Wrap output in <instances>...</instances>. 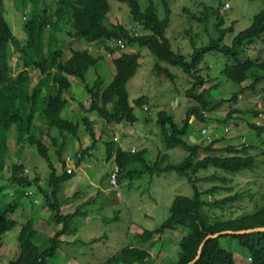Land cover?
I'll list each match as a JSON object with an SVG mask.
<instances>
[{
  "label": "trees",
  "instance_id": "16d2710c",
  "mask_svg": "<svg viewBox=\"0 0 264 264\" xmlns=\"http://www.w3.org/2000/svg\"><path fill=\"white\" fill-rule=\"evenodd\" d=\"M9 1L14 2L24 14L22 30L26 39L22 43L14 35L5 17L4 0H0V242L5 234L18 226L17 221L11 218L12 215L26 204L30 210H35L39 205L38 195H42L43 207L51 213L50 222L57 228L55 235L46 240L36 230L35 220H27L21 226L17 237L18 255L8 264H48V259L53 258L60 245L64 244L61 238L78 232L74 225L75 219L88 216L91 207L89 205L92 203L79 205L75 212L63 215L62 208L79 202L84 198V193L77 191L64 196L62 191L64 185L76 176V171L84 159L90 157L99 143L95 121L90 119L89 114H97L106 126L123 122L134 124L139 121L135 110L141 109L149 99L142 96L135 101V107H132L128 83L135 78L141 67L142 49H147L156 58L154 74L157 78L168 80L175 85L177 76L172 73L173 68L181 69L190 78L191 87L186 91V97L194 106L190 107L181 127L167 113L159 112L158 125L163 132L166 153L159 155L153 166H148L147 151L124 152L118 143L112 140L105 143L106 161L113 160L118 169L117 184L124 179L133 181L142 178L144 174L154 178L176 172L186 178L192 186L194 197L177 196L171 205L170 217L161 226L153 231L137 232L132 244L108 264H153L151 250L158 240L157 237L179 228L186 230V235L178 243L180 251L177 258L165 264H191L194 261L192 264H236L233 253L222 245L223 239L236 241L245 250L252 264H264V231L224 235L206 240L208 236L222 232L264 228V195L261 206L253 213L239 219H222V214L227 209L246 196L245 193H233V180L227 176L256 169V158L249 155L251 146L242 144L240 147L227 146L217 150L214 148L215 140L207 146H204L205 141L200 145H191L185 141L193 120L206 127L205 124L210 120L209 115L215 114L224 104V101L216 102L212 98L211 94L217 86L213 84L214 80L208 73L207 55H221L226 59L220 76L233 83L242 84L250 80L249 89L255 92L264 82V59H252L247 57L246 53L249 46L257 42L264 43V10L256 15L252 25L235 36L232 44L228 46L224 40L234 30L233 26L224 27V15L220 12L224 7L223 2L220 1L216 9L204 5L200 16L191 17L200 25L207 24L209 27L208 13L212 10L213 16L216 17V23L212 26L217 37L210 38L206 45L198 47L197 42L203 34L202 31L201 35L194 34L192 30L186 31L192 47V53L187 57L174 51L167 38L172 14L168 0H158L157 3L156 0H144L145 8L140 0ZM112 1L129 8L132 23L141 33L109 22ZM160 7H163V18L160 17ZM184 12L190 14L189 9H184ZM66 29L73 42L80 45L86 43L88 46L99 44L112 54H120L113 61L115 75L107 87L102 89L99 83L92 87L87 84L88 71L97 67L100 62L89 49H70L71 56L66 59V51L58 35H64L63 31ZM15 56L21 62L20 67H13L11 64ZM70 77L79 79L89 94V104L80 105L79 109L85 114L82 124L92 139V146L81 148L75 156L76 165L72 170L66 168L62 157L68 137L72 135L77 138L80 127V124L63 118L69 105L67 97H73L70 94ZM238 98L239 94L233 95L229 102L236 106ZM235 108L219 120L221 125L230 121L236 112H243ZM148 110L143 109L145 112ZM250 113L260 115L255 111ZM149 121L148 117L143 119L144 123ZM248 128L255 130L258 137L264 133V128L259 127V123H248ZM12 130L16 132V138H13L19 147L17 151L35 147L37 154L47 163L49 175L44 188L41 187L40 179L36 175H30L19 160H14L9 166L11 156L15 157L13 153L17 152L9 149L7 134ZM45 136L49 139V145L44 141ZM177 147L187 152L188 157L182 163L167 164V152ZM50 148L54 149L55 155L62 162L61 175L51 162ZM220 152H225L226 155H218ZM200 154H204L205 158L200 159ZM137 165L142 166V172H136ZM209 169L224 175L220 179L217 174L205 177V182L218 181L228 186H213L204 192L200 191L197 175ZM111 186L113 187L112 184ZM222 192L229 195L215 198L213 201L208 200L209 197H215ZM252 197L250 194L247 196L248 199ZM8 198L11 201L6 203ZM38 237L49 243V248L44 252L37 243ZM99 240L101 239L91 242L95 244ZM74 244L86 243L79 240Z\"/></svg>",
  "mask_w": 264,
  "mask_h": 264
},
{
  "label": "rangeland",
  "instance_id": "374dc122",
  "mask_svg": "<svg viewBox=\"0 0 264 264\" xmlns=\"http://www.w3.org/2000/svg\"><path fill=\"white\" fill-rule=\"evenodd\" d=\"M52 1V0H50ZM158 0H156L157 3ZM169 7L172 11L170 27L167 30V38L170 40L172 49L176 52H180L185 56H190L192 53V47L190 45L189 37L186 33L188 30H192L194 34L202 35L198 40V47H202L207 44L210 38H216V30L212 26L216 23V17L213 16L212 10L208 13V21L210 26L207 24H199L191 16L198 15L204 11L203 6H209V8H218L219 2L222 1L224 7L221 8L220 12L224 15L225 28L233 26V33L226 36L224 43L228 46L232 44L233 39L239 33L247 30L253 23V19L261 11L264 10V0H168ZM141 5L145 8L146 2L140 0ZM226 4L229 8H226ZM112 11L109 14V22L112 24H121L127 29L135 32L136 27L132 23L129 8L126 5L118 4L114 1L111 2ZM5 17L8 21L9 26L13 30L14 35L22 43L25 42L26 36L22 30V25L24 21V14L20 8L16 7L14 2L9 0H4ZM184 9H189L190 14L184 12ZM160 17L163 18V7H160ZM68 29L64 32V35H59V41L63 42L62 47L66 51V58L71 56L70 49L75 50H85L88 48L86 43L80 45L78 42H73V40L67 35ZM138 33L141 31L136 30ZM92 47V46H91ZM115 47H117L115 45ZM58 48V47H56ZM101 48V47H99ZM144 51L146 60L143 63L144 58L141 60V67L133 80L128 83V91L130 93L131 102L135 99H139L145 96L149 99V104L146 103L150 108L149 112L143 110H137L136 116L139 119L138 128L142 132V135L148 136L155 131L158 134L161 133V127L158 125L159 120V108L162 107L161 111L167 113L169 117H172L174 122L180 127L183 125L184 120L187 117L188 111L194 103L191 102L186 97V91L190 89V78L187 77L181 69L173 68L172 73L177 76L176 84L173 85L168 80L159 79L154 74V67L157 64L156 58L150 54L147 49H142ZM247 57L252 59L262 60L264 59V43L257 42L253 46L246 48ZM95 56H99V59L105 57L103 53L96 52ZM116 56L120 54L116 53ZM18 57L15 56L11 62L13 67L19 65ZM104 59V58H103ZM107 61V60H106ZM106 61L99 62L97 67L91 68L87 74V84L92 87L95 83H99L102 89L107 87L113 78L112 73L107 74L102 65H106ZM226 64V59L221 55L210 54L206 56V65L209 66V76L212 78L213 84L217 87L212 92V98L214 101H224L222 107L213 116L226 115L230 108H232V103L230 104L229 99L233 95L239 94L242 96V106L238 107L243 112H236L232 118L234 121L222 124L217 131H210L216 144L224 145H239L242 146L243 138L246 139L248 145L251 146L249 155L256 158V169L254 171H245L241 174L235 176H227L233 180L232 187L234 192L245 193L246 196L240 202L233 205L232 208L227 209L226 212L222 214V219H239L248 214L253 213L256 208L262 204V196L264 195V133L262 136L258 137L257 132L253 129L247 127L248 123L256 122L259 123V127L264 128V82H262L253 92L249 89L251 81L247 80L242 84H236L230 80L220 76L222 68ZM204 67V66H202ZM37 75V74H36ZM179 77V78H178ZM37 78V77H35ZM99 78V82L97 81ZM81 86L78 87L77 85ZM84 85L81 84L79 79L74 78L72 80V90L71 95L74 97L76 102H81L87 105L89 102L85 101L88 98V93L84 90ZM98 87V88H99ZM252 97V98H251ZM255 99V103L249 102L248 105L245 100ZM188 101H187V100ZM241 97L238 98L240 101ZM134 101V102H135ZM261 104L259 108L257 104ZM181 105V106H180ZM246 105V106H245ZM247 111H255L262 115H255V113L247 114ZM66 112V111H65ZM64 112V113H65ZM83 118V113L81 115ZM148 117L150 119L149 123H143V119ZM255 117V120H254ZM68 120V117H63ZM74 123L81 124L78 131V136H83L85 133V127L82 124V120L76 115L71 118ZM231 120V119H230ZM237 123V124H236ZM96 125V124H95ZM203 125L196 120H193L188 129V134L186 135V140L192 144L191 141H196L198 134L203 141H205L204 136L201 135V129ZM226 129H228L226 131ZM97 127L95 126V131ZM226 135V137H224ZM9 140V149L12 152L17 151L19 147L16 146L15 138L16 132L11 131L7 134ZM15 137V138H13ZM228 137V138H227ZM235 137L234 140L232 138ZM110 134L104 136L103 140L108 141ZM231 139L232 141L221 142L217 139ZM153 139V137H152ZM142 138H137L134 140V144L139 148H145L141 143ZM191 140V141H190ZM44 141L49 145V139L45 136ZM214 141V142H215ZM213 142V143H214ZM150 146V142H146ZM215 144V145H216ZM204 146H207L205 143ZM238 146V147H239ZM10 150V152H11ZM160 147L157 150L150 151L147 156L148 166H153V161L163 153L160 151ZM160 151V152H159ZM64 154V152H63ZM218 155L225 156V152L217 153ZM13 155L19 162H25L26 169H28L30 175H36L41 181V187H45L46 180L49 175L48 165L44 159H42L36 151L35 147L25 148L23 151L14 152ZM168 158L167 164H178L182 163L187 157L188 153L183 149L177 147L167 153ZM63 157V156H62ZM95 157H99L98 159ZM200 159L205 158L204 154H201ZM50 159L54 166H57V171L59 175L63 173L62 162L59 161L55 155L54 149L50 148ZM88 157L84 159L83 162H87ZM146 159V161H147ZM66 168L72 170L75 165V159H64ZM14 157L11 156L8 164L10 166L13 163ZM82 162V163H83ZM92 169L84 168L85 172H80L78 177L71 181L67 186L63 188L62 192H67L74 194L77 191L86 192V190L99 191L102 190L98 202L89 209V218L79 217L75 219L74 225L78 232L71 236H63L61 240L64 244L57 250L53 258L48 259V264H108L110 260L120 254L123 250L132 244V239L137 232L141 233L144 230L153 231L161 226L170 217V208L177 196H184L193 198L194 191L192 186L188 183L186 178L181 177L176 172H170L162 174L161 176H155L151 178L149 174H144L142 178L129 180L124 179L119 184V189L112 187L105 181L106 175L110 172L116 170V165L113 160L106 162V154L102 150L94 154L91 160ZM70 166V167H69ZM136 172H142L143 168L141 165L136 166ZM10 170L7 171L9 173ZM77 172V171H76ZM217 174V178H223L222 173L217 172L214 169H209L204 172H200L197 175L199 179L198 187L200 191L204 192L213 186L227 187L221 182H211L207 183L204 181L205 177H210L211 175ZM103 180V183L101 180ZM111 180V177H110ZM84 182V183H83ZM89 184V185H87ZM34 189V188H33ZM35 192V190H33ZM232 193V194H233ZM253 195L252 199H248V195ZM105 195V196H103ZM107 195V196H106ZM140 195H144L140 197ZM227 193H221L215 197H209V201H213L215 198H223L228 196ZM119 196V198L117 197ZM140 197V198H139ZM205 197V196H204ZM42 200V195H39ZM10 198L6 199L5 202H10ZM114 205V206H113ZM27 207V206H26ZM29 208V206H28ZM35 210H28L26 214L18 211L15 215H12V219L17 221L19 224L15 229L8 232L3 236L2 244L3 248L8 245L10 249L8 254L3 256V260L9 258L8 260H13L16 258L18 253V235L21 226L27 220L38 221L36 217L37 212ZM67 210H64V212ZM34 217L32 218V216ZM47 219V216H44ZM53 229L56 231L57 226L53 224ZM45 223H40L39 230L46 229ZM55 234V233H54ZM53 234V236H54ZM186 235V230L179 228L165 234L162 237H157V241L151 250L153 264H165L168 261H173L177 258L179 253V241L183 236ZM52 236V237H53ZM50 237V236H49ZM101 239L97 243L93 244L91 240ZM77 242L79 240L87 242V246L81 244H68L67 241ZM37 243L40 245V249L44 252L49 247V243L44 241L42 237L37 238ZM222 245L224 248L231 251L234 255V260L236 264H252L247 254L244 252L236 241L230 239H223ZM42 246V247H41ZM1 253L4 252L3 249L0 250ZM82 252H85V256L82 257ZM9 261H5L4 264H8Z\"/></svg>",
  "mask_w": 264,
  "mask_h": 264
},
{
  "label": "crops",
  "instance_id": "0c3cea01",
  "mask_svg": "<svg viewBox=\"0 0 264 264\" xmlns=\"http://www.w3.org/2000/svg\"><path fill=\"white\" fill-rule=\"evenodd\" d=\"M12 32H13V30H12ZM99 47H101V48H99ZM87 49H89L90 53L95 58H99L98 55L97 56L94 55V54H96V52L103 53L105 55V57H103L104 59L101 58L100 62H103V61H106V60L107 61L105 62L106 65H102V69H104V71H106L107 74H111L112 73L113 76L115 75V68H114V65H113V61L116 58L119 57V56H116L115 55L116 53L112 54V53L108 52V50H106V48L104 46L99 45V44H93L92 47L91 46H88ZM132 51H133V49H132ZM134 51H136V50H134ZM143 53H144V51L141 50V54H142L141 60L144 58V60H143V63H144L145 60H146V58H145L146 56L143 55ZM65 57H66V55H65ZM69 58H70V56H68L66 59H69ZM73 79H74L73 77H70L69 78V80H70L71 83H72V80ZM97 81L99 82V78H97ZM77 86L80 87L81 85L78 84ZM84 90H85V88H84ZM239 97H241L240 101H238V103L236 104V106H234L235 104L232 103V105H231L232 108L236 107L238 109V107L242 106V101L241 100L243 98L240 95H239ZM88 98H89V95H88ZM67 99L69 100V105H68V108H67L66 112L63 114V117L67 116L68 117V120H71V118L73 116H76L77 115L82 120L84 118L85 114L81 111V109H79V106L80 105H84V103L76 102V100L74 99V97H72V98L67 97ZM254 100L255 99H250L249 98V100H245V102L249 105L250 104L249 102H252V104L255 103ZM85 101H88V99L85 100ZM134 101H135V99L131 102V98H130V103H131V106L132 107H135V102ZM148 104H149V102H148ZM257 105H258L259 108L261 107V104L258 103ZM144 107H147L149 109L147 112L150 111V108H149L150 106L148 107L147 105H143L141 109L143 110ZM232 108H230V109H232ZM141 109H136L135 110V114H136V111L137 110H141ZM161 109H162V107L159 108L160 111H161ZM247 112H249L247 114H250L251 111H247ZM82 113H83V118L81 117ZM225 116L226 115H222V116L216 117V116H213V115H209L210 120L205 125H207V127H209L210 131H217V130H219V127L221 125L219 120L220 119H223ZM89 117H90V119L92 121H95V124H96L95 126L97 127L96 133H97L98 138L100 140H99V143L97 144L96 150L91 153L89 159H87V162H83L82 163V165L80 166V168L76 172V176L71 181H73L74 179H76L78 177V174L80 172H85L83 167H86L88 169H90V168L92 169L91 160L93 159L94 154L95 153H98L99 150H102V153L104 152L106 154V146H105V143L106 142H110L111 140L117 142L118 145H119V148H121L124 152L131 153V152L147 151V156H148V154L150 153V151L157 150L160 147L161 153H163V152L166 153L165 152V149H164V143H163V137H162L163 136V132L162 131H161L160 134H158L157 132L155 133V131H154L155 129H154L153 132H151V134H149L148 136L147 135L144 136V135H142V132L138 128L139 121L136 122V123H134V124H128V123L123 122V123L118 124V125L106 126L104 124L103 120L101 118H99L97 114L91 113V114H89ZM234 120L235 119L232 118L230 121H234ZM254 120H255V117H254ZM71 121H73V120H71ZM230 121H228V122H230ZM253 123L254 124L255 123L257 124V121L256 122H253ZM145 124H147V123H145ZM80 127H81V124H80ZM247 127H248V124H247ZM227 130L228 129H226V131ZM85 133L86 134L84 135V138H83V136H78L76 138V137H73L72 135H70L68 137L67 143H66V147H65V150H64V154H63V158L64 159H68V158L69 159H75V156L79 153V151L81 150V148L86 149V148L92 146V139H91L90 135L86 131H85ZM109 134H110V138L108 139V141H104L103 140V137L104 136H108ZM195 136L197 137V140L196 141H191L190 140L192 142V144L189 143L186 140V137H185V141H187L191 145H200L201 143L204 142L203 139L198 134H195ZM152 137H153V139H152ZM224 137H226V135ZM137 138H142L141 143L144 145L143 147H145V148L139 149L134 144V140L137 139ZM234 139H235V137L232 138V140H234ZM243 139H245V138H243ZM217 140H220L221 142L232 141L230 138L229 139L222 138V140L221 139H217ZM146 142H150L151 143L150 146ZM218 145L219 144H216L214 146V148L217 149V150H220V149L225 148V147H223L224 145H220V146H218ZM239 145H237V146H235V145H227V146L238 147ZM31 149L32 148H30L29 150H31ZM158 157H157V159H158ZM95 158L98 159L99 157H95ZM14 160L15 161H18L15 157H14ZM155 161H153V162H155ZM22 164H24L25 167H28V166H26V163L24 161L22 162ZM56 168H57V166H56ZM57 173L59 174V171H57ZM112 173H113V171L110 172L109 175L104 176L106 183L109 184V185H111V183H110V177H111ZM100 180L103 183V180L102 179H100ZM71 181H69L68 183H66L64 185V187L67 186ZM120 184H122V183H120ZM87 185H89V184H87ZM117 189H119V184H118V188ZM102 190H104V189L101 188V190H99V191L94 190V192H93V191L87 189L86 192H84V198H82L77 203H74V204H71V205H68V206L63 207L62 208V214L63 215L71 214V213L75 212L77 206L83 205L85 203H92V205H89V206L96 205L97 202H98V198H99ZM62 195L67 196V195H71V193L62 192ZM103 196H105V195H103ZM142 196H144V195H140V197H142ZM117 197L119 198V196H117ZM37 198H38V201H39V205L36 206V208H37L36 209V212H37L36 217L38 218V221L36 222V230L40 233L41 236L45 237V239L48 240L49 238H51L53 236L54 233H56V231L53 229L54 228L53 227V224L50 222L51 213L47 209H45L43 207V199L41 200L39 198V195L37 196ZM27 208H28V204H26L25 207L21 208L19 211L21 213H23V214H26V211L30 210L29 208L28 209ZM31 208H32V206H31ZM64 210H67V211L64 212ZM44 216H47V219H45ZM85 218L88 219L89 218V215L87 217H85ZM40 223L41 224L42 223H45L47 228L46 229L39 230L38 228L40 226ZM81 242L86 243L88 245L87 242H84V241H81ZM67 243L68 244H72V243L74 244L75 242H73L72 240H70V242L67 241ZM86 244H81V245L87 246ZM1 249H3L4 252L3 253L0 252V264H4L5 261H10V260H8L9 258L3 260V258H4L3 256L10 255V254L6 253L10 249L8 248V245H6L3 248L2 240L0 242V250ZM17 255H18V253H17ZM84 256H85V252H82V257H84ZM76 264H80V263H76Z\"/></svg>",
  "mask_w": 264,
  "mask_h": 264
},
{
  "label": "built area",
  "instance_id": "2783aa9c",
  "mask_svg": "<svg viewBox=\"0 0 264 264\" xmlns=\"http://www.w3.org/2000/svg\"><path fill=\"white\" fill-rule=\"evenodd\" d=\"M225 6H226V8H229V5L228 4H226ZM143 109L144 110H148L147 107H144ZM259 116L262 117L261 114ZM201 135L204 136L205 142H206L207 145L213 143V140L214 139H213V136L210 133L209 127L203 126L202 129H201ZM243 144L246 145V146H248V143H247L246 139H243ZM117 173H118V169H116V171L111 175V180H110L111 184L116 189L118 188V184H117Z\"/></svg>",
  "mask_w": 264,
  "mask_h": 264
},
{
  "label": "water",
  "instance_id": "95a60500",
  "mask_svg": "<svg viewBox=\"0 0 264 264\" xmlns=\"http://www.w3.org/2000/svg\"><path fill=\"white\" fill-rule=\"evenodd\" d=\"M253 231H264V228H258V229H255V230H247V231H240V232H232V231H227V232H222V233H218V234H215V235H210L207 237L206 240L208 239H211V238H217L219 236H224V235H240V234H247V233H250V232H253ZM197 260V259H196ZM195 262V261H194ZM192 262V263H194ZM191 263V264H192Z\"/></svg>",
  "mask_w": 264,
  "mask_h": 264
}]
</instances>
